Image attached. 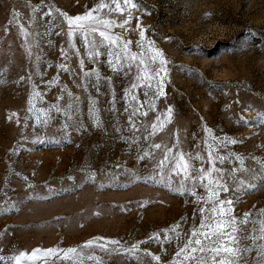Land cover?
Returning a JSON list of instances; mask_svg holds the SVG:
<instances>
[{"label": "rangeland", "instance_id": "374dc122", "mask_svg": "<svg viewBox=\"0 0 264 264\" xmlns=\"http://www.w3.org/2000/svg\"><path fill=\"white\" fill-rule=\"evenodd\" d=\"M101 2L112 10L100 16L115 23L91 27L121 40L101 45L97 31L86 43L75 30L70 38L61 13L82 16ZM133 3L120 13L111 0H0V264L33 249L41 251L21 264H174L199 209L210 214L198 200L207 197L199 170L212 166L210 150L230 187L220 198L233 201L237 230L226 229L235 243H225L238 255L179 260L264 264V0ZM127 41L136 61L124 60ZM150 47L163 53L166 72ZM142 70L153 78L137 79ZM169 107L170 121L152 134ZM166 148L170 160L191 157L188 177L160 172Z\"/></svg>", "mask_w": 264, "mask_h": 264}, {"label": "snow or ice", "instance_id": "6c2138e0", "mask_svg": "<svg viewBox=\"0 0 264 264\" xmlns=\"http://www.w3.org/2000/svg\"><path fill=\"white\" fill-rule=\"evenodd\" d=\"M111 4L115 5V11L123 13L126 9H133L136 7V5L133 3V0H123V6L121 5L120 0H111ZM104 8L111 7L109 4H105L103 2L96 5V8L92 11H86L84 15H78L75 17H69L66 13H61L62 16L65 17L68 25H69V31L68 36L71 38L73 35V31H81L85 35V42L87 41V36L90 33H95L99 31V35L103 37V40L100 42L101 45L104 41H108L110 45H116L117 41L121 40L120 37L112 36L107 31H100L97 27H91V25H103L105 29L110 28L115 21L106 19L100 16V10ZM57 11H59L57 9ZM96 13L95 15L93 13ZM131 16V13L129 12V17ZM129 19H124L123 24H128ZM73 25H75V29H73ZM123 26V25H121ZM137 27L139 28L140 25L137 24ZM21 31H23V28H21ZM140 41H143L145 39V33L144 30L141 28V31L139 33ZM131 41H127L123 43V52H124V60L130 59L131 61H136L138 59L137 55L135 53L131 54L129 57V49L128 44H130ZM139 43V42H138ZM152 42L149 41V45L151 46ZM93 48L96 47L95 42H92L91 45ZM142 47V46H141ZM150 51L154 52V55L152 56L153 60L159 59L161 68L160 71L166 72L167 70L164 68V65L167 63V61L163 57V53L159 49H154L150 47ZM101 53L99 51L89 52V56H99ZM111 56V52L109 53ZM123 61L120 57H117L116 64L113 65L114 69L117 64H121ZM83 63V62H81ZM109 63H112L110 60ZM140 63L143 65L144 60L140 59ZM131 68V65L129 64V69ZM146 69V66H145ZM159 75V72L156 73ZM85 75H89V73H85ZM98 76V74H97ZM145 79V80H151L153 77L148 73L147 70H142L140 73V76L137 77V79ZM136 85L134 84L133 87ZM157 92L159 96H163L164 93V84H163V78L161 79L158 87ZM38 95V94H37ZM69 95H71L69 93ZM147 95V93H146ZM29 103L31 104V98L29 99ZM154 110V105L151 106ZM31 110V109H30ZM171 113L172 109L169 107L167 109V114L165 115V119L161 120L158 116L156 119L159 121V123H153L152 124V134H155V132L158 130V128L162 129L164 127V124L171 119ZM13 115H15L13 113ZM144 115H147V113H144ZM134 126V125H133ZM206 132L210 131L209 129H205ZM231 143H236L235 140L230 141ZM154 148L160 149V144H154ZM172 152L171 148H166V151L164 153L163 158L159 161L157 164V167L160 169V172L163 173L165 171V167L170 168L172 171L176 172L179 170V173H183L185 177L189 176L190 171L192 170L193 166L190 164L191 157H186L183 153H176L173 158L170 160L168 153ZM145 156H150L151 153L145 152ZM143 159V157H141ZM221 163L224 161V157L219 158ZM238 160H240L241 164L243 163L242 159L240 157H237ZM208 162L212 165L207 170H205L203 167L199 170V179L201 181L207 180V183L203 186L206 189L207 197L200 196L198 197V200H203L205 205H209V212L210 214H206L205 207H201L199 209L201 213L200 223L199 227H193L191 230L190 235H186L185 239L186 242L184 243L183 247L179 248V250L175 253L174 256V264H183V261L179 260V257L183 256L184 261H194L196 260V257L194 256V253L201 252L204 253L206 251H211L219 255L221 252L228 253L230 257H235L238 255V250L234 247H229L225 241H230L233 244L235 243V237L232 236L229 232L226 231V229L231 228V232H236V218L231 216L230 214L233 211V201L230 199H221L220 198V192H229L230 187L226 184V182H222V175L223 172L222 169H217L213 162V156L211 150L208 154ZM232 171H237V169H233ZM213 173H216L217 175L213 176ZM193 179L195 177H192ZM243 183V182H241ZM183 185V182H182ZM193 195H196L195 192L192 193ZM262 213H264V209L261 210ZM245 218L249 215L248 213H245ZM261 224V232H264V220L260 222ZM179 236V234L177 233ZM200 237H203L204 241H214L218 242L219 246L209 249L205 243L200 239ZM167 239V237H165ZM93 241L89 240L86 242V244H92ZM113 244L118 243L117 241H112ZM103 247V246H102ZM136 245H133L131 249H127L129 252H134L136 250ZM41 251L40 249H33L32 254L29 255L25 252H20L19 255L15 256L13 259L15 260V264H21L22 258H29L34 259L36 258V253ZM47 252L51 253L53 249L46 250ZM76 250L74 248L67 249L68 253H73ZM147 255H152L151 253H146ZM0 259H4V257H0ZM152 259L159 261L160 257L152 255ZM199 264H206V262L201 259L199 261ZM213 264H217L216 260L213 259ZM219 264H236L235 261L231 259L227 260H221Z\"/></svg>", "mask_w": 264, "mask_h": 264}]
</instances>
